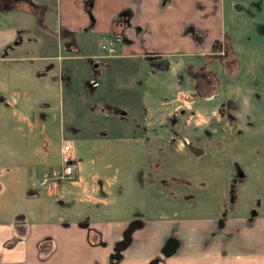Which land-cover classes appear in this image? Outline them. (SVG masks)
Returning a JSON list of instances; mask_svg holds the SVG:
<instances>
[{"label": "crops", "instance_id": "0c3cea01", "mask_svg": "<svg viewBox=\"0 0 264 264\" xmlns=\"http://www.w3.org/2000/svg\"><path fill=\"white\" fill-rule=\"evenodd\" d=\"M50 2L54 9L46 18L54 17L56 24L75 35L68 38L73 48L80 47L89 57L98 53L104 57L100 64L80 68V75L89 77L85 81L86 93L80 91L89 98L87 107L102 110L105 108L97 103L106 102V95L129 94L117 97L124 100L120 105L109 99L112 111L130 125L133 118L136 125H148V131L133 127L143 133L137 135L139 138L121 140V145L150 147L151 131L158 130L162 99L170 96L176 98V108L187 106L184 113L192 114L190 126L185 117L181 130L196 133L184 137L181 143L213 147L218 135L211 130L208 119L225 104L230 110L237 107L239 112L241 107L250 106L246 98L255 96L248 93L255 83L264 89V10L255 6L250 11L253 0ZM19 4L22 9L28 8L24 2ZM22 24L15 28L21 30ZM116 36L120 40L118 52L105 54L102 42ZM4 59L0 58V76L8 73ZM38 60L31 54H18L15 79L27 76V69L22 71L25 63L32 68ZM233 82H241V92L247 93H237L238 85L234 87ZM53 91L58 90L54 87ZM177 100L189 101L182 104ZM0 108L6 111V102ZM156 110L159 115L153 123L151 113ZM140 111L139 119L135 115ZM237 124L243 130L246 127ZM5 147L0 143V165L7 162ZM143 152L145 156L144 149ZM202 155L197 159L204 161L208 173H215L214 165L208 164L215 158ZM136 171L133 166L129 176L132 185L139 186ZM11 174H0V264H264V215L249 219L244 206L234 209L236 213L232 215H219L226 211L222 206L213 207L216 214L213 209L203 213L198 207L183 206L172 215L162 210L153 212L150 200L144 198L139 202L145 213L134 215L130 212L135 208L133 199L139 189L130 191L126 187L103 191L108 198L98 200L91 208L81 204L72 208L74 198L70 193L56 200L29 186L25 192L24 186L6 192ZM19 174L13 177L23 176ZM208 177L199 181L210 187ZM239 180L242 182L243 177ZM243 181L248 187V178ZM222 183L225 188L234 185L229 174ZM24 193L34 202H21ZM145 194L146 189L141 192Z\"/></svg>", "mask_w": 264, "mask_h": 264}, {"label": "rangeland", "instance_id": "374dc122", "mask_svg": "<svg viewBox=\"0 0 264 264\" xmlns=\"http://www.w3.org/2000/svg\"><path fill=\"white\" fill-rule=\"evenodd\" d=\"M21 2L28 8L22 9ZM263 5L264 0H253L250 11L255 6L262 11ZM53 9L50 0H0V58H5L8 63V73L0 76V105L6 102L7 109L0 108L3 111L0 112V143L6 145L7 161L0 165V174L5 171L15 176L23 174L18 178L10 175L6 192L12 193L14 188L23 186L25 192L29 186L56 200L70 193L71 199L74 198L72 208L78 204L91 208L98 200L108 198L103 191L128 187L130 191L141 189L133 199L135 208L130 213L134 215L145 213L139 202L144 198L150 200L153 212L162 210L172 215L183 206L198 207L203 213L222 206L226 211L219 215H232L236 213L234 209L244 206L249 219L264 215V89L260 84L250 87L248 93L255 95L246 98L250 106L241 107L239 112L237 107L230 110L225 104L221 111L208 119L211 130L218 135V141L211 144L213 147L196 148L188 142L181 143V139L196 133L181 130L185 117L190 126L192 114L184 113L187 106L176 108V98L170 96L162 99L160 115L157 114L159 110L151 113L153 123L155 116L161 118L156 126L158 130L151 131L150 147L121 145V140L139 138L137 135L143 133L132 130L133 127L148 131V125H136V118L130 125L126 118L119 119L122 117L112 111L114 101L117 105L124 102L117 97L129 94L114 92L113 96L106 95L109 97L106 102L100 100L97 103L105 108L102 110L87 107L89 98L80 91L86 93L85 81L89 77L80 75V68L100 64L104 57L102 53L89 57L80 47L73 48L68 38H76L75 35L56 24L54 17L46 18ZM19 24H22L21 30L15 28ZM20 53L39 59L33 62L35 66L32 68L24 64L22 71L27 69V76L23 75V80L15 79V61ZM247 74L248 71L244 76ZM110 78L114 79V76ZM171 84L176 86L174 80ZM237 85L236 92L240 93L241 82L235 85L233 82L234 87ZM54 87L57 92L53 91ZM177 101L183 104L189 100ZM142 112L135 116L140 119ZM237 123L245 124L244 130ZM67 142L72 147L75 170L72 178L60 177L63 143ZM198 155L215 158L214 162L208 163L214 165L215 173H208L204 161L197 159ZM133 166L137 170V183H141L139 186L132 185L129 176ZM46 174L48 178L43 181ZM228 174L234 182L231 188H225L222 183ZM207 176L210 187L199 181ZM240 177L243 180L248 178V187L239 180ZM145 189V196L141 195ZM43 194L41 196H45ZM109 196L112 198L111 194ZM28 198L24 193L21 202H34ZM213 212L216 214L214 209Z\"/></svg>", "mask_w": 264, "mask_h": 264}, {"label": "built area", "instance_id": "2783aa9c", "mask_svg": "<svg viewBox=\"0 0 264 264\" xmlns=\"http://www.w3.org/2000/svg\"><path fill=\"white\" fill-rule=\"evenodd\" d=\"M102 51L108 54H115L118 52L119 44L116 40H109L106 42H102L101 44ZM71 144L70 143H63V154H62V161L63 166L61 169L60 177L62 178H72L75 170L74 165L72 163L73 156L71 154ZM48 178V174L45 175V178H43V181H45Z\"/></svg>", "mask_w": 264, "mask_h": 264}]
</instances>
